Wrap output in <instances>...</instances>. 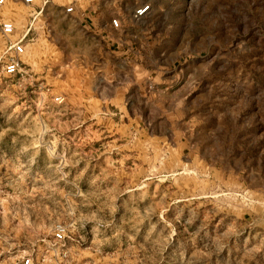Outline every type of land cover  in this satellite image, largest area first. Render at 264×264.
I'll return each mask as SVG.
<instances>
[{
    "label": "rangeland",
    "instance_id": "1",
    "mask_svg": "<svg viewBox=\"0 0 264 264\" xmlns=\"http://www.w3.org/2000/svg\"><path fill=\"white\" fill-rule=\"evenodd\" d=\"M145 5L109 56L0 6V264H264V0Z\"/></svg>",
    "mask_w": 264,
    "mask_h": 264
},
{
    "label": "crops",
    "instance_id": "2",
    "mask_svg": "<svg viewBox=\"0 0 264 264\" xmlns=\"http://www.w3.org/2000/svg\"><path fill=\"white\" fill-rule=\"evenodd\" d=\"M13 1L21 2L32 16L39 13V18L47 28H50V21L52 25L59 24V27L68 28L76 33L94 34L103 56L110 55L111 47H115L118 43L116 34L132 25L129 16L136 9L148 6L145 5L146 3L155 2V0H139V4H133L129 1L134 2V0H35L32 5H27L25 0ZM70 7L74 8V12L67 14L66 10ZM150 8L152 9V5ZM116 18L121 23L120 31L112 26V20Z\"/></svg>",
    "mask_w": 264,
    "mask_h": 264
},
{
    "label": "built area",
    "instance_id": "3",
    "mask_svg": "<svg viewBox=\"0 0 264 264\" xmlns=\"http://www.w3.org/2000/svg\"><path fill=\"white\" fill-rule=\"evenodd\" d=\"M6 1L7 0H0V6L4 5ZM34 2L35 0H25L27 5H32ZM149 10L150 6H144L138 9L135 12V18H144ZM66 12L67 14H71L74 12V8L70 7L66 10ZM39 15V13L34 14V21H36ZM112 24L116 28L120 27V24L117 20H113ZM32 29L33 28L30 26L24 31V34L19 39L12 40V36H14L16 33L15 24L9 20L0 18V31L8 41L9 50L14 54L13 59L8 61V64L5 67V71L8 76H15L23 71V63L21 58L27 54V48L30 41V36L32 34ZM68 239V227L66 225L59 224L53 232L52 242L48 243V247L57 255L60 264H75V261L71 256V252L66 246ZM25 264H33V262L31 259H28Z\"/></svg>",
    "mask_w": 264,
    "mask_h": 264
}]
</instances>
